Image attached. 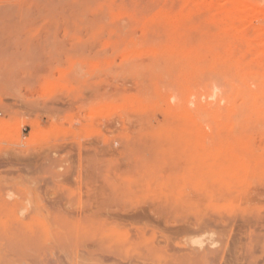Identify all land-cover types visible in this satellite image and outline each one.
I'll list each match as a JSON object with an SVG mask.
<instances>
[{"label": "rangeland", "instance_id": "1", "mask_svg": "<svg viewBox=\"0 0 264 264\" xmlns=\"http://www.w3.org/2000/svg\"><path fill=\"white\" fill-rule=\"evenodd\" d=\"M94 190L187 198L225 224L195 264H264V0H0V264H95Z\"/></svg>", "mask_w": 264, "mask_h": 264}, {"label": "bare ground", "instance_id": "2", "mask_svg": "<svg viewBox=\"0 0 264 264\" xmlns=\"http://www.w3.org/2000/svg\"><path fill=\"white\" fill-rule=\"evenodd\" d=\"M99 195L104 196L103 190L87 192L89 200L87 206L84 207L90 209L88 210L90 214L86 215L85 219L83 218L82 226L90 232L91 239L79 247L80 250H83L81 256L83 260L93 261L95 264H147L151 260L148 255H140L134 260L125 253V250L127 245H133L132 238L138 244H143L147 235L150 234L152 239L149 245L153 251L174 249V243L177 240H183L182 247L175 253L178 255L176 262L187 264L193 260V264H195L194 260L204 262L210 259L209 255L212 253L207 250L209 247H207L208 244L206 246L205 239L207 237L210 239L211 230L216 227V224H223L222 220L217 222L208 218L206 221H201L196 218L195 221H190L188 215L183 213L185 207L181 202L182 197L180 201L170 197L154 200L146 207L132 211L117 207L112 209L104 204L93 206L92 200H97ZM184 203L186 209L190 207L187 198ZM132 232L135 233L134 237H132ZM122 236L124 238L121 240ZM193 246H198V248L194 249ZM182 249L185 251L180 252ZM190 249L191 253H189ZM212 260L213 258L209 262Z\"/></svg>", "mask_w": 264, "mask_h": 264}]
</instances>
